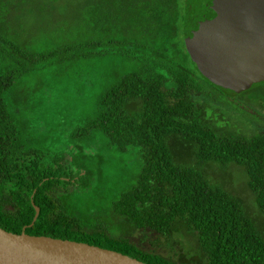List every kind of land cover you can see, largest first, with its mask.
<instances>
[{
  "label": "trees",
  "instance_id": "obj_1",
  "mask_svg": "<svg viewBox=\"0 0 264 264\" xmlns=\"http://www.w3.org/2000/svg\"><path fill=\"white\" fill-rule=\"evenodd\" d=\"M78 7L84 13L76 34L85 38L75 47L83 55H114L124 69L78 135L98 131L139 157L134 183L86 213L78 201L91 172L65 154L47 159L33 148L13 97L31 59L45 56L30 48L35 31L42 33L47 16ZM200 12L201 0H0V229L84 243L144 264H264L263 232L241 200L199 168L241 167L264 215V132H226L199 103L209 95L204 83L228 98L259 88L256 101L264 103V82L230 95L201 75ZM66 24L74 25L70 17ZM179 139L196 166L175 154L170 141ZM184 235L194 239V254L175 249Z\"/></svg>",
  "mask_w": 264,
  "mask_h": 264
},
{
  "label": "rangeland",
  "instance_id": "obj_2",
  "mask_svg": "<svg viewBox=\"0 0 264 264\" xmlns=\"http://www.w3.org/2000/svg\"><path fill=\"white\" fill-rule=\"evenodd\" d=\"M83 13L78 7L76 12L68 11V16L64 12L47 16L42 23V35L36 30L37 40L32 41L30 47L34 52L45 53V56L31 59L29 72L19 80L13 97L20 109L18 115L23 117V135L29 137L26 140L33 148L46 153L47 159L65 154L68 159H73L74 165L82 162L86 171L91 172L88 192L80 193L78 201L83 206L81 211L86 213L91 205L104 208L134 183V176L139 171V157L136 150L118 151L98 131L78 135L91 118L100 96L124 70L120 59L114 55H83L75 47L79 39L85 38L84 34H76V22ZM68 17L72 19L73 26L66 24ZM26 29L30 33L35 30L33 26ZM44 35L48 38L41 41ZM53 51L57 53L47 55ZM203 88L209 95L199 99V103L205 108V117L215 120L220 129L245 136L264 132V103L256 101L263 97L259 95V88L233 98L220 95L205 83ZM170 144L180 159L196 166L181 139L175 143L170 141ZM199 168L213 184L241 200L243 209L264 234V215L256 208L243 169L234 163L226 166L200 164ZM140 236L135 234L132 240L137 241ZM193 240L186 235L175 238V249L194 254ZM143 245L148 247L149 244L145 242ZM195 261L199 260L195 258Z\"/></svg>",
  "mask_w": 264,
  "mask_h": 264
},
{
  "label": "water",
  "instance_id": "obj_3",
  "mask_svg": "<svg viewBox=\"0 0 264 264\" xmlns=\"http://www.w3.org/2000/svg\"><path fill=\"white\" fill-rule=\"evenodd\" d=\"M200 32L199 72L209 83L236 95L264 82V0H201ZM0 264L144 263L84 243L0 229Z\"/></svg>",
  "mask_w": 264,
  "mask_h": 264
}]
</instances>
